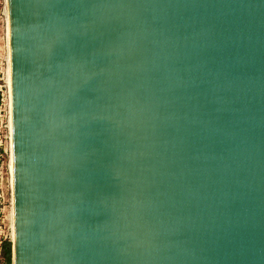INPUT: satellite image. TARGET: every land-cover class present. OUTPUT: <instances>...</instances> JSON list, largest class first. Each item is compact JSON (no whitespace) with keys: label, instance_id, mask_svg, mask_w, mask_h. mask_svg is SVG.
<instances>
[{"label":"water","instance_id":"1","mask_svg":"<svg viewBox=\"0 0 264 264\" xmlns=\"http://www.w3.org/2000/svg\"><path fill=\"white\" fill-rule=\"evenodd\" d=\"M13 264H264V0H8Z\"/></svg>","mask_w":264,"mask_h":264},{"label":"built area","instance_id":"2","mask_svg":"<svg viewBox=\"0 0 264 264\" xmlns=\"http://www.w3.org/2000/svg\"><path fill=\"white\" fill-rule=\"evenodd\" d=\"M7 2L0 0V18L6 22L8 30ZM7 68L0 69V264H5L3 250L7 243L14 240L13 196V121L12 90L8 81Z\"/></svg>","mask_w":264,"mask_h":264},{"label":"rangeland","instance_id":"3","mask_svg":"<svg viewBox=\"0 0 264 264\" xmlns=\"http://www.w3.org/2000/svg\"><path fill=\"white\" fill-rule=\"evenodd\" d=\"M5 19V18H4ZM0 18V69L3 68L6 70L7 68V57H8V43H7V30H6V22ZM6 264V263H5ZM13 264V262L9 263Z\"/></svg>","mask_w":264,"mask_h":264},{"label":"bare ground","instance_id":"4","mask_svg":"<svg viewBox=\"0 0 264 264\" xmlns=\"http://www.w3.org/2000/svg\"><path fill=\"white\" fill-rule=\"evenodd\" d=\"M6 2H7V7H8V0H6ZM7 11H8V8H7ZM8 13L9 12H7V15H8ZM7 22H8V30H7L8 57H7V59H8V63H9V65H8V81H9V84H11V58H10L11 56H10V51H9V47H10V45H9V42H10V35H9V16H8ZM11 165H12V168H13V157H11ZM13 222H14V216H13Z\"/></svg>","mask_w":264,"mask_h":264},{"label":"trees","instance_id":"5","mask_svg":"<svg viewBox=\"0 0 264 264\" xmlns=\"http://www.w3.org/2000/svg\"><path fill=\"white\" fill-rule=\"evenodd\" d=\"M3 259L6 264L12 262V244L7 243L3 250Z\"/></svg>","mask_w":264,"mask_h":264}]
</instances>
